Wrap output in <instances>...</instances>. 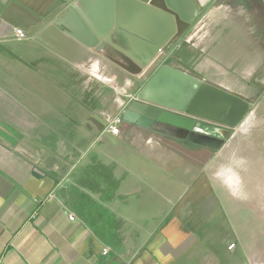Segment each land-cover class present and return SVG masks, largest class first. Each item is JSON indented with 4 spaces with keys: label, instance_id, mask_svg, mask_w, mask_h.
<instances>
[{
    "label": "crops",
    "instance_id": "0c3cea01",
    "mask_svg": "<svg viewBox=\"0 0 264 264\" xmlns=\"http://www.w3.org/2000/svg\"><path fill=\"white\" fill-rule=\"evenodd\" d=\"M258 1L260 15L252 0H196L162 64L249 99L264 70ZM70 2L0 0V264H249L243 228L224 244L199 204L217 191L215 152L123 120L151 74L139 83L73 39L58 25Z\"/></svg>",
    "mask_w": 264,
    "mask_h": 264
},
{
    "label": "water",
    "instance_id": "95a60500",
    "mask_svg": "<svg viewBox=\"0 0 264 264\" xmlns=\"http://www.w3.org/2000/svg\"><path fill=\"white\" fill-rule=\"evenodd\" d=\"M64 1L71 2L58 25L73 39L136 79L151 74L126 106L124 121L141 128L157 125L176 139L213 151L224 145L251 101L153 63L158 51H166L193 23L198 14L194 0ZM197 120L223 127L219 137L197 132ZM88 122L97 132L105 124L97 118Z\"/></svg>",
    "mask_w": 264,
    "mask_h": 264
},
{
    "label": "rangeland",
    "instance_id": "374dc122",
    "mask_svg": "<svg viewBox=\"0 0 264 264\" xmlns=\"http://www.w3.org/2000/svg\"><path fill=\"white\" fill-rule=\"evenodd\" d=\"M252 5L260 15L259 1L252 0ZM257 74L261 76L258 83H250L249 111L231 129L224 145L213 151L216 165L207 175L219 182L216 194L211 199L204 197L199 203L203 205L204 214L216 211L215 217L206 218L216 220L211 227L212 236L224 244L237 243L234 232L243 228L241 236L249 243V264H264V70ZM260 86L263 88L258 90ZM201 129L206 135L216 134L210 124L202 125ZM209 264H215V260H210Z\"/></svg>",
    "mask_w": 264,
    "mask_h": 264
},
{
    "label": "flooded vegetation",
    "instance_id": "af4514ba",
    "mask_svg": "<svg viewBox=\"0 0 264 264\" xmlns=\"http://www.w3.org/2000/svg\"><path fill=\"white\" fill-rule=\"evenodd\" d=\"M195 1V5L197 7V10H198V14L195 16L194 20H193V23L190 24V26L184 31V33L180 36V38L175 42L173 43L171 46H168L166 51H163L162 48L158 51L156 57H155V61L153 62L154 63V66H162V65H165V64H162L163 63V60H166L170 57H172L171 55H174L178 52V50L180 49V47H182L184 44V40H185V37L186 35L188 34V32L190 31L192 25L196 22V20L200 17V9L198 8V5L196 3V0ZM147 77V75H143L142 77L144 78ZM247 99V98H246ZM249 100V99H248ZM207 123V124H206ZM208 125L210 124V127L213 128L214 132L216 133L215 135L213 134H209L211 136H214V137H219V130L222 129L223 127L219 126V125H216V124H213V123H210V122H207V121H203V120H197V125L195 126V130L197 132H200V133H204L203 129H201V126L202 125ZM206 134V133H204Z\"/></svg>",
    "mask_w": 264,
    "mask_h": 264
},
{
    "label": "built area",
    "instance_id": "2783aa9c",
    "mask_svg": "<svg viewBox=\"0 0 264 264\" xmlns=\"http://www.w3.org/2000/svg\"><path fill=\"white\" fill-rule=\"evenodd\" d=\"M14 36L16 39L18 40H22L24 39L26 36L24 34V32L20 29H16L14 31ZM120 122V119L119 118H115V119H112V120H108L107 122V126H108V130L111 134L113 135H116L118 133V127H117V124ZM233 248V245H231L229 247V249ZM106 253V252H105Z\"/></svg>",
    "mask_w": 264,
    "mask_h": 264
}]
</instances>
